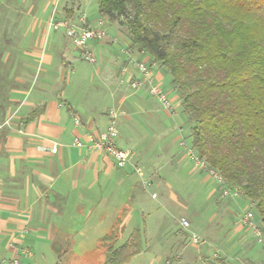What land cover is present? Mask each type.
Listing matches in <instances>:
<instances>
[{"label":"crops","instance_id":"1","mask_svg":"<svg viewBox=\"0 0 264 264\" xmlns=\"http://www.w3.org/2000/svg\"><path fill=\"white\" fill-rule=\"evenodd\" d=\"M96 19L87 20L95 23ZM49 20L26 22L24 28L29 30L20 37L19 47L3 48L7 61L5 76L0 77V264L6 262L8 253L14 257L19 246L31 249V256L24 255L29 260L36 251L45 254L52 250L56 264H62L75 249L77 235L89 236L79 243L80 250L100 251V260L98 257L88 264H101V260L108 264V235L117 236L115 246L140 235V252L130 263L154 242L146 235L157 227L155 210L165 206L168 195L183 204L174 190L180 182L176 181L177 173L185 171L187 180L206 186L210 198L222 194V188L206 171L191 165L185 151H178V140L173 136L177 125H167V117L157 115L147 102L152 95L149 85L132 87V80L141 76L139 71L129 66L121 73L129 58L124 41L112 34L91 41L96 61L90 64L74 45L54 32L48 45H55L60 57L53 56L45 51L52 31ZM73 21L82 24L78 19ZM134 52L135 59L150 62L146 53ZM36 66L41 82L32 85ZM152 72L162 83L165 72L158 63H152ZM158 101L153 98L156 105ZM112 108L119 110L118 145L133 151L124 167L117 166L113 156L104 151L75 145L77 138L86 142L90 132L106 130ZM75 117L80 124L75 123ZM214 216L216 213L210 218ZM140 218L151 221L141 229L134 222ZM185 218L191 227V220ZM255 222L262 227L257 216ZM130 228L127 240L118 243ZM247 231L255 234L251 228ZM207 242L189 244L181 236L176 242L167 240L160 248L167 249V264H203V257L204 264H216L204 253ZM220 262L233 264L228 259ZM145 264L155 261L149 258Z\"/></svg>","mask_w":264,"mask_h":264},{"label":"trees","instance_id":"2","mask_svg":"<svg viewBox=\"0 0 264 264\" xmlns=\"http://www.w3.org/2000/svg\"><path fill=\"white\" fill-rule=\"evenodd\" d=\"M97 1L170 75L193 149L251 202L264 230V0ZM116 237H106L108 264H128L141 236L119 246Z\"/></svg>","mask_w":264,"mask_h":264},{"label":"rangeland","instance_id":"3","mask_svg":"<svg viewBox=\"0 0 264 264\" xmlns=\"http://www.w3.org/2000/svg\"><path fill=\"white\" fill-rule=\"evenodd\" d=\"M71 12L76 18L70 14ZM52 15L55 16L56 19H78L79 21L82 15H85L86 18L88 17L89 19L98 18L100 17L98 1L0 0V77L5 76L2 74H4L3 71L7 61L5 58L7 52H4L3 49L4 45L18 48V41L20 40V37L24 34L25 30H29V28H24L26 22L30 24L33 21L38 22L39 20L41 23H46ZM28 30L25 32L27 33ZM106 31L107 35H116L120 41H124L123 45H126V47L130 45L128 44L130 43V37L126 26L117 22L110 24L106 21ZM54 32L59 33L60 39H66L70 45H73V43L66 36L63 28L57 30L52 29L46 38L47 48L45 47V51L50 52L53 56H57L58 52L55 45H48V41ZM7 39L8 41L6 43ZM130 48L133 53H135L134 51H138V49L131 46ZM123 49H125V46ZM19 52L21 53L23 50H19ZM83 60L85 59L83 58ZM85 61L90 64L94 63L88 60ZM39 71L40 70H38V67L36 66L33 71L35 74L31 80L32 85L41 82V78H39ZM162 72L164 73L163 69ZM70 74L71 73H69V76L67 77H70ZM162 79V83H159L167 93V98L171 101L172 109H165L160 101H158V105H156V103L153 102V98L156 97L153 95L149 96L147 102L152 106L157 115L167 117V125L169 122L173 128L177 125V128L173 129V136L177 138L176 140H178L176 143V145L178 144V151H185L184 153L187 154V149L182 145V142L185 141L188 147H192V140L190 136L191 124L183 112L181 100L177 91L172 89L169 85L170 75L165 73V76ZM187 160L191 165H193L189 157H187ZM184 175H187L185 171L177 173L178 180L176 181L180 182L178 183L179 186L178 184H176L177 186H174V190L180 198L178 199L183 204L173 201L172 197L168 195V201L165 203V206L159 207L155 210V212H157V219L155 221L157 227L154 231L153 229L149 230L152 234L146 235L147 238H151L154 242L150 245L148 244L149 250H144L142 252L144 255H140V257L132 260L129 264H145L146 260L149 258L151 261L154 260L155 264H167V249L161 250L163 248H160V246H163L167 240L169 243L176 242L181 236H183L184 240H187V243L189 244H204L208 241L206 245L209 246H207L208 249L204 250V253L209 256V260H211V258L212 260L214 259V263L216 264H221L220 260L222 259H228L233 264H248L247 260L252 261L254 264H263L264 242L259 241L258 236L252 233L253 231H247L250 227L243 223L244 215L250 209L254 211L255 220L256 216L259 217L252 208L251 202L242 198L241 195L222 196L221 193H217L213 198H210L208 197L206 186H201L199 182L197 183V181L187 180ZM148 200L151 205L153 202L152 197L150 196ZM129 204L130 207H132V201H130ZM136 207L132 209L135 210L137 209ZM138 210V215H140V209L138 208ZM213 213H216V216H214V219H211L210 215ZM151 214H153V212ZM145 215L148 216V212H145ZM182 216H187L191 220V227L185 228L181 224ZM135 221L139 224L140 228L143 229L145 222H150L151 220L145 218L144 221L140 218L139 220L135 219L134 222ZM240 224H242L243 227L238 229L237 227ZM130 231H132V228L126 230V233L119 238L118 243L126 241L129 237V233L127 232ZM190 231L194 232L189 234ZM262 231L264 236V230L262 229ZM176 233L180 237H177ZM194 234L198 236V240L196 242L193 241ZM92 236L93 235H91L90 238ZM88 237L89 236L84 235H77L74 237L76 242L73 247H75V249L68 252V256L64 259L62 264H88L90 263L89 260L93 262L99 257L100 251H92L89 253L80 250L79 243L83 242V240ZM95 238H97V236H95ZM153 248H157V250ZM35 253L36 255L32 258V260L27 259L28 256L22 255L20 257L21 259H19L21 260V264H56L57 262V259H54L55 255L52 250H48L45 254L37 251ZM227 255H229V258H227ZM13 258V254L8 253L4 264H13ZM205 260L206 257H203V264ZM101 264H105V262L101 260Z\"/></svg>","mask_w":264,"mask_h":264},{"label":"built area","instance_id":"4","mask_svg":"<svg viewBox=\"0 0 264 264\" xmlns=\"http://www.w3.org/2000/svg\"><path fill=\"white\" fill-rule=\"evenodd\" d=\"M58 2V1H57ZM106 21L107 19L103 16L98 17L95 20V23H90L85 15L80 17V23L77 24L73 20L59 18L56 19L55 16H51L49 20V28L51 29H60L63 28L65 30L66 36L72 41L75 48H77L81 56L90 62H95V54L91 49L90 42L93 40H104L107 38L106 31ZM124 52L128 54L129 58L121 67V73H125L128 71L129 66H133L136 68L140 77L132 80L131 85L133 88H138L144 85H149L150 93L156 97L165 109H172L171 101L167 98V93L161 84L156 80L154 74L152 72V65L144 60L135 59L133 56V51L130 48V45L125 47ZM119 115V110L116 108H112L109 110L110 123L106 130L102 132H90L87 135V141L83 142L81 139H75V145L78 147L87 146L90 149L101 150L113 156L116 161L117 166L124 167L128 162H130L133 151L128 149H123L118 145V126L117 119ZM80 119L75 117V123L80 124ZM57 144H55L56 146ZM182 145L186 147L187 154L190 161L197 168H200L206 171L213 179H215L222 188V194L224 196L227 195H237L240 193L238 190H231L227 187L225 179L222 174H220L217 170L209 167L208 163L205 159L200 157L197 152L193 149V147H188L186 142L183 141ZM252 205V204H251ZM255 214L252 209H250L243 218V223L247 224L248 227L254 230L255 234L258 236L259 241L264 242L263 231L261 227H258L255 222ZM181 224L188 228L190 226V221L182 217ZM25 230L21 232V237L24 236ZM198 236L193 235V241H197ZM15 246V243L12 244ZM33 253L30 248L26 246H19L16 255L14 256L12 262L13 264H19L21 255L31 256Z\"/></svg>","mask_w":264,"mask_h":264}]
</instances>
